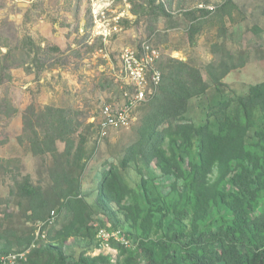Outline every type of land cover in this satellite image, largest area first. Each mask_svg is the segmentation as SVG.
Segmentation results:
<instances>
[{"label": "trees", "instance_id": "obj_1", "mask_svg": "<svg viewBox=\"0 0 264 264\" xmlns=\"http://www.w3.org/2000/svg\"><path fill=\"white\" fill-rule=\"evenodd\" d=\"M229 6H234L232 0H225L214 14L223 19ZM132 14L135 21L145 17L153 26L159 19L165 27L178 25L159 0L133 2ZM208 14L198 8L183 14L191 43ZM23 42L14 49L0 42V84L12 78V69L29 74L33 65L39 72L59 66L58 60L47 65L44 49L32 38ZM245 61L224 48L217 66H207L209 85L187 60L169 58L160 64L158 89L140 107L133 135L102 162L106 169L91 205L81 193L94 146L86 150L77 114L52 106L38 112L27 107L18 141L26 142L32 155L50 158V185H34L28 175L14 180L3 202H14L17 216L3 213L0 219V257L10 253L13 243L20 247L17 251L29 246L36 226L55 211L46 238L20 264H264V78L243 93L227 90L222 81ZM209 87L214 94L207 97ZM2 108L4 114L11 109L5 103ZM87 127L95 128L97 149L108 135L98 141V125ZM58 143L66 160L56 155ZM131 167L138 176L136 187L127 179ZM153 169L169 182H161ZM95 222L108 230L126 224L123 234L133 238L132 247L112 243L115 259L91 256L98 247ZM70 238L86 243L74 260L65 254Z\"/></svg>", "mask_w": 264, "mask_h": 264}, {"label": "rangeland", "instance_id": "obj_2", "mask_svg": "<svg viewBox=\"0 0 264 264\" xmlns=\"http://www.w3.org/2000/svg\"><path fill=\"white\" fill-rule=\"evenodd\" d=\"M140 1L0 0V42L4 41L13 49L21 48L23 40L30 37L44 49L47 65L54 60H58L59 65L41 72L33 65L29 74L23 68L12 69V78L0 84V219L3 213L17 216L14 202L10 206L3 202L9 196L10 188H14L15 179L20 181L28 175L34 185L47 189L50 185L47 172L50 158L32 155L26 142L20 144L18 141L22 136L23 112L31 105L37 112L52 106L77 114V132L86 139V150L90 151L94 146L82 178L81 196L88 204L94 203L95 187L106 169L102 162L133 135L139 125L140 107L148 102L135 108L128 127L110 132L95 148V128L89 129L88 123L97 126L103 105L117 107L123 103L122 90L126 86L121 74L123 49L139 52L142 43L147 42L158 51L156 68L160 70V64L169 58L187 60L200 70L205 84L209 85L207 66L213 64L216 67L225 48L236 57L242 55L246 59L222 80L227 90L232 88L243 93L249 84L264 78V0H232L234 6L227 7L223 19L214 12L225 0H159L178 19V25L173 27H165L162 19L155 26L145 17L135 21L133 2ZM200 5L212 7L213 11L202 17L204 22L191 43L187 36L189 23L183 14L199 9ZM97 6L106 9L104 27L116 25L118 29L105 42L98 36V27L94 24L93 11ZM2 50L4 52L6 48ZM16 57H19L18 52ZM213 94V89L207 88V97ZM4 103L11 108L8 114H4ZM74 138L77 142L76 134ZM56 155L66 160L62 143L57 144ZM145 168L152 170L149 166ZM153 171L161 182H169L170 178ZM127 179L133 187L137 186L138 176L133 167L127 173ZM162 191L167 194L169 189L164 187ZM98 219L104 218L98 216ZM95 224L99 225L98 222ZM118 229L125 233L128 226L121 224ZM85 244L81 238H70L65 245V254L71 260L77 259ZM19 248L13 243L10 253L21 252L29 246L17 251ZM98 254L116 258L115 252L102 248L90 252L91 256Z\"/></svg>", "mask_w": 264, "mask_h": 264}, {"label": "built area", "instance_id": "obj_3", "mask_svg": "<svg viewBox=\"0 0 264 264\" xmlns=\"http://www.w3.org/2000/svg\"><path fill=\"white\" fill-rule=\"evenodd\" d=\"M213 11L212 7H202ZM105 7L97 6L93 11L94 24L98 27L97 34L105 42L112 32H116L117 26L104 27ZM159 59L158 51L153 49L147 42H143L139 52L131 48H125L121 53L122 68L121 74L125 87L122 90L125 102L120 106L112 107L109 104L101 108V117L98 122V141H101L111 131H117L129 126L132 115L137 106L148 101L149 95H154L161 81V72L156 68V60ZM94 121V119H93ZM56 218L55 211H51L44 222L37 225L35 238L28 249L21 252L10 253L0 257V264H20L25 261L30 250L36 247L38 240L46 238V229L53 225ZM96 231L95 239L98 243L97 249H106L116 253L112 243L121 244L124 247H132V243L120 230H108L105 227L94 224Z\"/></svg>", "mask_w": 264, "mask_h": 264}, {"label": "clouds", "instance_id": "obj_4", "mask_svg": "<svg viewBox=\"0 0 264 264\" xmlns=\"http://www.w3.org/2000/svg\"><path fill=\"white\" fill-rule=\"evenodd\" d=\"M96 249V248H95ZM116 250V249H115ZM116 253H117V251H116Z\"/></svg>", "mask_w": 264, "mask_h": 264}]
</instances>
